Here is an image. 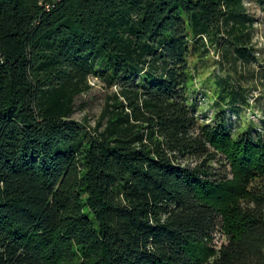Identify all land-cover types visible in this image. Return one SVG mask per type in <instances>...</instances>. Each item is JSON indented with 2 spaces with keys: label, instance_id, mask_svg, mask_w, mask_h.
Instances as JSON below:
<instances>
[{
  "label": "trees",
  "instance_id": "obj_1",
  "mask_svg": "<svg viewBox=\"0 0 264 264\" xmlns=\"http://www.w3.org/2000/svg\"><path fill=\"white\" fill-rule=\"evenodd\" d=\"M256 23L264 0H0V264H264ZM90 78L116 89L94 125Z\"/></svg>",
  "mask_w": 264,
  "mask_h": 264
},
{
  "label": "rangeland",
  "instance_id": "obj_2",
  "mask_svg": "<svg viewBox=\"0 0 264 264\" xmlns=\"http://www.w3.org/2000/svg\"><path fill=\"white\" fill-rule=\"evenodd\" d=\"M248 8L252 12V14H255L256 18L261 17L259 11L256 10L255 7L248 5ZM252 45L255 50L254 56L256 60H253L249 63H239L238 71L240 73V76L242 77V85L245 88L250 89L248 99L250 107L253 108L257 104H259L261 109L260 111L256 109L255 112L251 113L247 110V120H250V122H254L256 125H258L264 118V25L261 23H256L255 25ZM210 72H212V69L206 71L205 75H200L197 78V81L195 82L197 89L200 88L202 90V87L199 84L204 81V79ZM90 85L92 86V90L88 94L83 95L80 99H78V110L74 115V119L82 121L84 120V118H87L90 122V125H94L104 107L106 97L111 92L116 91V89L108 92L104 85L95 78H90ZM200 105L199 118H206L208 122H211V118L214 116L215 111L210 106V102L208 100H202ZM233 123L238 124H235L234 127V129L237 130V126H239V123L237 122V119L235 117L230 119V124ZM261 130L264 137V130ZM225 239L226 234L222 233V235H219L215 239L214 244L220 245L225 241Z\"/></svg>",
  "mask_w": 264,
  "mask_h": 264
}]
</instances>
